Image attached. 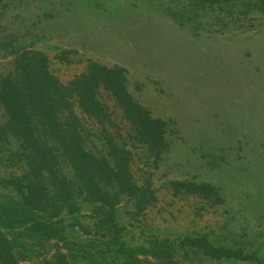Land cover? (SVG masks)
I'll return each mask as SVG.
<instances>
[{
	"label": "rangeland",
	"instance_id": "rangeland-1",
	"mask_svg": "<svg viewBox=\"0 0 264 264\" xmlns=\"http://www.w3.org/2000/svg\"><path fill=\"white\" fill-rule=\"evenodd\" d=\"M244 1L0 0V73L17 48L44 53L62 84L88 62L118 66L131 98L166 125L167 148L155 159L98 91L113 123L106 132L128 149L132 178L148 185L154 201L136 211L122 198L105 223L98 206L76 199V211L58 219L69 248L59 242L60 252L81 264H110V240L144 250L154 239L204 235L251 258L211 260L176 248L177 264H264V14L244 13ZM182 14L190 19L179 24ZM73 109L85 147L103 153L100 127L75 103ZM16 143L0 140V176L20 167ZM173 181L207 183L216 194L191 193ZM10 233L18 264L51 260L55 240Z\"/></svg>",
	"mask_w": 264,
	"mask_h": 264
},
{
	"label": "trees",
	"instance_id": "trees-1",
	"mask_svg": "<svg viewBox=\"0 0 264 264\" xmlns=\"http://www.w3.org/2000/svg\"><path fill=\"white\" fill-rule=\"evenodd\" d=\"M242 4L244 13L264 14V0H245ZM184 15L177 17L179 24L190 19L182 21ZM100 89L118 107L130 127L132 139L158 159L167 148L165 122L152 117L131 98L121 67L88 62L83 72L62 84L48 71L41 51L26 48L12 51L8 70L0 73V140L7 136L16 140L11 151L20 167L16 173L9 171L0 176V264H18L10 232L19 229L57 242L51 260L41 264H81L56 247L60 242L64 250L69 249L57 224L62 213L76 211V199L98 206L96 209L103 211L105 223L112 222L113 207L122 198L131 200L136 211L144 210L154 201L148 185L134 182L128 149L119 146L106 132L113 123L97 98ZM74 103L104 133L103 153L85 147L86 130L73 109ZM61 164L69 169L70 177L60 172ZM171 185L186 187L199 195L216 194L215 188L207 183L173 181ZM109 244L115 248L116 257L110 264H177L176 248L211 260L251 258L241 249L214 245L204 235L154 239L144 250L118 240H110Z\"/></svg>",
	"mask_w": 264,
	"mask_h": 264
}]
</instances>
